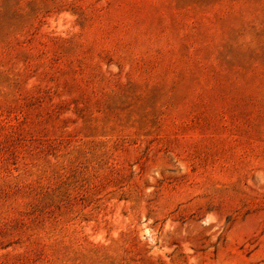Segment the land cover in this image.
I'll return each mask as SVG.
<instances>
[{
	"label": "rangeland",
	"instance_id": "374dc122",
	"mask_svg": "<svg viewBox=\"0 0 264 264\" xmlns=\"http://www.w3.org/2000/svg\"><path fill=\"white\" fill-rule=\"evenodd\" d=\"M0 264H264V0H0Z\"/></svg>",
	"mask_w": 264,
	"mask_h": 264
}]
</instances>
